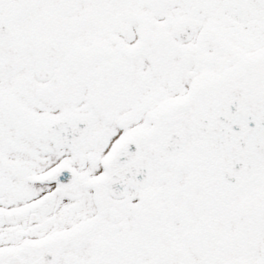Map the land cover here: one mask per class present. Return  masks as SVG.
<instances>
[{
  "label": "snow or ice",
  "instance_id": "obj_1",
  "mask_svg": "<svg viewBox=\"0 0 264 264\" xmlns=\"http://www.w3.org/2000/svg\"><path fill=\"white\" fill-rule=\"evenodd\" d=\"M0 264H264V0H0Z\"/></svg>",
  "mask_w": 264,
  "mask_h": 264
}]
</instances>
